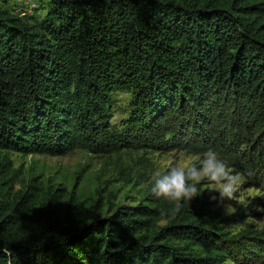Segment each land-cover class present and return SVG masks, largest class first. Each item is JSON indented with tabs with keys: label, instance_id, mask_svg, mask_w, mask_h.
I'll list each match as a JSON object with an SVG mask.
<instances>
[{
	"label": "trees",
	"instance_id": "trees-1",
	"mask_svg": "<svg viewBox=\"0 0 264 264\" xmlns=\"http://www.w3.org/2000/svg\"><path fill=\"white\" fill-rule=\"evenodd\" d=\"M7 2L0 0V264H221L236 250L253 254L255 244H241L245 233L226 238L213 193L173 215L150 184L139 205L98 218L33 177L11 190L6 156H62L78 144L116 152L125 141L110 131L105 108L111 91L124 90L139 135L184 139L199 124L221 122L256 158L240 168L259 169L264 0H42L22 15ZM223 137L216 134L219 144Z\"/></svg>",
	"mask_w": 264,
	"mask_h": 264
},
{
	"label": "rangeland",
	"instance_id": "rangeland-1",
	"mask_svg": "<svg viewBox=\"0 0 264 264\" xmlns=\"http://www.w3.org/2000/svg\"><path fill=\"white\" fill-rule=\"evenodd\" d=\"M41 1L8 0L5 6L22 15L38 8ZM129 98L124 90H113L105 108L110 131L125 141H120L122 145L116 152H92L78 144L62 156L7 153L12 170L8 183L11 190L22 189L28 179L33 177L46 187L58 189L59 195L72 194L79 198L94 217L108 218L118 207L139 205L147 188L153 183L155 173H163L177 162L195 158L208 149H213L231 169L242 174L238 197L247 202L246 206L231 202L237 209L231 216L221 206L222 231L226 238L234 241L245 233V238L241 240L245 248L250 247L249 244H255L252 247L253 254L236 250L234 256L228 259L234 264H264V161L259 162V169L246 172L241 169L242 166L250 168V163L255 162L256 158L249 156L244 137L237 133L234 126L227 129L223 123L213 120L199 124V132L184 139L176 133L172 135L174 140L168 134L155 138L146 134L139 135L138 124L131 118L133 111L130 109ZM219 132L224 134L222 144L216 138ZM201 192L208 193L203 188ZM213 194L218 197V194ZM246 218L248 222L243 228L233 230L232 225L243 222ZM252 237H256L257 241H253ZM221 264H225V261Z\"/></svg>",
	"mask_w": 264,
	"mask_h": 264
},
{
	"label": "clouds",
	"instance_id": "clouds-1",
	"mask_svg": "<svg viewBox=\"0 0 264 264\" xmlns=\"http://www.w3.org/2000/svg\"><path fill=\"white\" fill-rule=\"evenodd\" d=\"M242 174L235 172L228 163L213 149H208L195 158H187L177 162L163 173L154 175L151 195L156 199H165L172 203L171 213L179 214L185 202H191L200 196L201 188L212 194L210 199L217 201L225 209L227 215H234L236 207L233 203L246 206V201L238 197ZM243 222L232 225L233 230H239L247 224ZM225 264H234L231 259Z\"/></svg>",
	"mask_w": 264,
	"mask_h": 264
}]
</instances>
